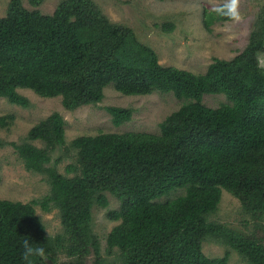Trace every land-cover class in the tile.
Returning <instances> with one entry per match:
<instances>
[{
  "label": "trees",
  "instance_id": "trees-1",
  "mask_svg": "<svg viewBox=\"0 0 264 264\" xmlns=\"http://www.w3.org/2000/svg\"><path fill=\"white\" fill-rule=\"evenodd\" d=\"M220 7L219 15L231 18ZM263 51V37L252 30L231 59L213 58L203 73H194L161 65L152 48L107 20L90 0H62L51 14L10 0L0 17V97L9 103L29 107L18 90L30 89L46 98L61 96L68 109L97 105L113 84L127 95L172 93L181 104L158 134L99 131L66 142L64 119L53 112L20 142H9L24 168L45 173L51 187L40 202L0 199V264H47L38 255L26 257L25 241L45 249L51 261L65 249L77 264L88 255L94 264H231L228 249L221 256L204 254L207 237L221 240L248 264H264L257 232L244 234L208 219L222 190L257 219L264 213ZM215 93L228 102L217 107L202 102ZM104 108L115 126L131 118L130 107ZM13 118L0 116V126L8 127ZM57 147L73 153L64 173L50 164ZM106 193L120 201L106 211L119 221L104 238L105 253L116 254L110 263L92 227V208L107 207ZM36 204L59 209L63 236L47 235Z\"/></svg>",
  "mask_w": 264,
  "mask_h": 264
},
{
  "label": "rangeland",
  "instance_id": "rangeland-1",
  "mask_svg": "<svg viewBox=\"0 0 264 264\" xmlns=\"http://www.w3.org/2000/svg\"><path fill=\"white\" fill-rule=\"evenodd\" d=\"M34 1V2H33ZM62 0H20L28 10L38 9L44 14H51ZM10 0H0V17L5 16ZM94 7L111 23L128 28L141 42L152 48L158 62L163 66H175L194 73H203L213 58L231 59L243 49L249 41L252 30H256L264 40V0H237L239 19L222 18L218 11L225 5L228 10L230 0H90ZM227 7V8H226ZM228 12V11H227ZM226 12V13H227ZM224 12V17L227 14ZM206 19V20H205ZM172 23L171 30H164L163 25ZM259 61L264 65V51L259 54ZM26 96L30 105L27 108L9 103L0 97V116L13 114L8 127L0 126V199H9L23 203L32 200L42 201L50 194V183L45 173L32 172L24 168L9 142H20L28 130L41 120L58 112L64 119V138L66 142L78 135L104 132H144L160 133V124L165 117L180 107L181 100L172 93L151 92L147 94H122L113 84L104 88V94L97 105L82 104L73 109L63 106L61 96L46 98L30 89H19ZM202 102L210 107H217L228 100L223 94L204 95ZM106 106L130 107L131 118L119 126L112 123ZM37 147L44 144L33 142ZM73 155V153H72ZM65 147H57L50 153V164L64 173V167L72 159ZM58 159L55 163L54 161ZM106 208L93 206L92 227L99 236L102 258L106 263L116 259V254L105 253L104 238L119 221L108 218L106 211L117 209L120 201L106 193ZM35 212L45 226L47 235H62L63 225L59 209L50 204L43 210L34 205ZM243 208L239 199L222 190L217 210L208 219L222 223L244 234L256 232L264 242V213L257 219ZM257 226V227H256ZM230 252L231 264H248L236 251L221 240L207 237L202 242V250L209 257L221 256L225 250ZM48 258H45V261ZM50 264H74V258L61 249ZM82 262V261H81ZM77 264V263H75ZM83 264H94L93 256H87Z\"/></svg>",
  "mask_w": 264,
  "mask_h": 264
},
{
  "label": "clouds",
  "instance_id": "clouds-1",
  "mask_svg": "<svg viewBox=\"0 0 264 264\" xmlns=\"http://www.w3.org/2000/svg\"><path fill=\"white\" fill-rule=\"evenodd\" d=\"M226 14L235 19H239V13L237 12V0H230V3L228 5V12ZM24 243L26 247V252H25L26 257L31 256L33 254L40 256L42 259H45V257H47L45 254V249L43 248L32 249L28 247V241H25ZM29 264H31V261H29Z\"/></svg>",
  "mask_w": 264,
  "mask_h": 264
},
{
  "label": "water",
  "instance_id": "water-1",
  "mask_svg": "<svg viewBox=\"0 0 264 264\" xmlns=\"http://www.w3.org/2000/svg\"><path fill=\"white\" fill-rule=\"evenodd\" d=\"M46 263H47V264H50V261H49V259H47V260H46Z\"/></svg>",
  "mask_w": 264,
  "mask_h": 264
}]
</instances>
